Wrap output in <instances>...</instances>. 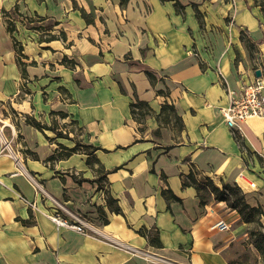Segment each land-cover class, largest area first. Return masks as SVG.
<instances>
[{"label": "crops", "instance_id": "crops-1", "mask_svg": "<svg viewBox=\"0 0 264 264\" xmlns=\"http://www.w3.org/2000/svg\"><path fill=\"white\" fill-rule=\"evenodd\" d=\"M257 70L254 0H0V145L33 177L0 155V264H163L57 228L53 199L172 264H248L233 247L252 223L182 179L236 184L264 212V112L231 129L220 116ZM75 143L91 147L67 155Z\"/></svg>", "mask_w": 264, "mask_h": 264}, {"label": "built area", "instance_id": "built-area-1", "mask_svg": "<svg viewBox=\"0 0 264 264\" xmlns=\"http://www.w3.org/2000/svg\"><path fill=\"white\" fill-rule=\"evenodd\" d=\"M228 102L229 103L226 106L220 108V116L226 126L230 129L238 127L247 119L259 117V115L264 112V75L261 74L257 76V78L251 82H243L239 86V91L236 94L229 95ZM4 153H7L15 161V167L17 168L12 172V174H18V172H21L33 181V177L20 167L17 155L12 150L11 142L7 139H3L0 145V155ZM248 185H253V182H248ZM26 202L30 208L34 209L36 207L33 202ZM53 203L56 209L53 212L46 213L45 215L56 224L57 228L66 227L84 235L99 236L107 239L115 247L129 251L132 255L137 254L146 259L155 260L159 263L172 264V262H169L165 258L163 259L151 252L148 253L147 251L139 248H134L114 237L102 235V233H100L94 226L93 222L88 220L86 217L71 213L54 199ZM61 211H64L66 216L62 215ZM210 228L216 231H226L229 229V225L224 219L220 218L219 220L213 222L210 225Z\"/></svg>", "mask_w": 264, "mask_h": 264}, {"label": "trees", "instance_id": "trees-1", "mask_svg": "<svg viewBox=\"0 0 264 264\" xmlns=\"http://www.w3.org/2000/svg\"><path fill=\"white\" fill-rule=\"evenodd\" d=\"M256 4H258L262 11H264V2L259 0H254ZM53 23L47 22V24L44 25V29H49L53 26ZM60 35L62 37V33L60 32ZM49 39L53 38V35L48 36ZM131 106V112L133 115L135 114V106L142 107L144 106L142 102H134L130 103ZM60 116H64V113L59 112ZM142 114V113H141ZM138 118V117H137ZM27 123L33 124L39 129H45V127H48L46 124H42L39 121L35 120L34 118H26ZM57 135H66L67 131L64 133L62 132V129L56 132ZM235 139L239 142V145H241V138L237 131L233 132ZM78 146H82L83 148H89L91 145H83L79 143H75L73 147L68 148L67 155L71 154L72 152H75V149ZM189 180V181H187ZM187 183H191L195 189H197L198 196H199V202L202 204H205V201H207L208 197L213 195V198L217 200H224L229 207L232 209H236L241 216V220L245 223H255V225L259 228H251L249 229V242L254 245V247L257 249L260 258L264 260V230H262L261 226V218L264 216V212L261 211L259 207L251 206L247 202H245L244 193L242 190L236 185H230L228 183H222L220 188H217L212 180L207 177L204 182H198L193 175L192 171L188 174L187 177H183L182 184L186 185ZM100 187V185H99ZM114 210H117V208H114ZM241 264H246L242 261H240Z\"/></svg>", "mask_w": 264, "mask_h": 264}, {"label": "rangeland", "instance_id": "rangeland-1", "mask_svg": "<svg viewBox=\"0 0 264 264\" xmlns=\"http://www.w3.org/2000/svg\"><path fill=\"white\" fill-rule=\"evenodd\" d=\"M259 1H263L264 0H259ZM260 11H261V16H263V20H264V11L261 10L260 8ZM259 228L255 225V223H252L250 225H248L245 230H247L248 234H246V236L244 238H240L237 240V242L235 243V246L233 247L234 251H235V254L233 253V256L234 257H238L240 259H244L248 264H264V260H261V258H254V255H253V247L252 245L248 244L249 242V236H250V233H249V229L251 228Z\"/></svg>", "mask_w": 264, "mask_h": 264}, {"label": "water", "instance_id": "water-1", "mask_svg": "<svg viewBox=\"0 0 264 264\" xmlns=\"http://www.w3.org/2000/svg\"><path fill=\"white\" fill-rule=\"evenodd\" d=\"M255 73H256V75H259V74H260L258 70H257V71H255Z\"/></svg>", "mask_w": 264, "mask_h": 264}]
</instances>
